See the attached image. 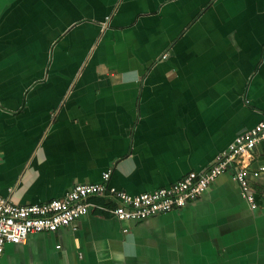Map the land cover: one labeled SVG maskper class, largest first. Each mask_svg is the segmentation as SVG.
<instances>
[{
  "label": "crops",
  "instance_id": "obj_1",
  "mask_svg": "<svg viewBox=\"0 0 264 264\" xmlns=\"http://www.w3.org/2000/svg\"><path fill=\"white\" fill-rule=\"evenodd\" d=\"M263 117L264 0H0V194L13 204L105 172L132 195L170 186ZM249 166L254 210L228 173L144 220L92 197L73 228L7 244L0 264H264V143Z\"/></svg>",
  "mask_w": 264,
  "mask_h": 264
},
{
  "label": "built area",
  "instance_id": "obj_2",
  "mask_svg": "<svg viewBox=\"0 0 264 264\" xmlns=\"http://www.w3.org/2000/svg\"><path fill=\"white\" fill-rule=\"evenodd\" d=\"M264 143V117L250 130L236 136L228 148L218 154L213 164L203 172H188L170 186L136 195L108 186L109 172L100 183L74 185L62 198L33 205H16L0 194V262L7 244H21L29 235L54 233L60 228L74 227L76 220L88 212L89 198L106 197L109 208L98 206L118 221L144 220L174 210H181L193 202L224 173L240 188L249 208L257 205L250 179L257 175L250 162L256 147ZM258 171H264L261 166ZM122 232H126L125 229Z\"/></svg>",
  "mask_w": 264,
  "mask_h": 264
},
{
  "label": "trees",
  "instance_id": "obj_3",
  "mask_svg": "<svg viewBox=\"0 0 264 264\" xmlns=\"http://www.w3.org/2000/svg\"><path fill=\"white\" fill-rule=\"evenodd\" d=\"M98 199V198H97ZM98 200H100V203H104V205H105V207H107V206H111V204L109 203V201H108V203H107V201L103 198H99Z\"/></svg>",
  "mask_w": 264,
  "mask_h": 264
},
{
  "label": "rangeland",
  "instance_id": "obj_4",
  "mask_svg": "<svg viewBox=\"0 0 264 264\" xmlns=\"http://www.w3.org/2000/svg\"><path fill=\"white\" fill-rule=\"evenodd\" d=\"M213 0H211V2H212Z\"/></svg>",
  "mask_w": 264,
  "mask_h": 264
}]
</instances>
